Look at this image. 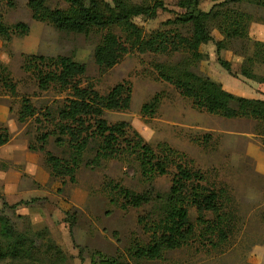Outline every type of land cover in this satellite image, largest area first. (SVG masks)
Instances as JSON below:
<instances>
[{
  "label": "rangeland",
  "instance_id": "374dc122",
  "mask_svg": "<svg viewBox=\"0 0 264 264\" xmlns=\"http://www.w3.org/2000/svg\"><path fill=\"white\" fill-rule=\"evenodd\" d=\"M28 2L0 0V17L7 26L23 22L30 28L27 35L15 32L11 40L0 37V126L10 135L9 142L0 147V212L7 203L6 213L19 229L29 225L35 229L47 227L50 242L61 247L72 258V264H91L89 258L94 252L111 257L125 252L135 241L141 245L149 241V234L139 223V217L149 207L124 209L123 200L114 196L110 186L121 185L138 193L153 186L156 191L167 192L177 172L175 165L181 164L201 171L210 187L226 191L228 210L235 209L237 217L235 233L226 244L217 247L209 238L197 235L189 246L167 253L161 262L147 264H264V127L253 120L227 119L200 111L191 99L162 79L157 64L179 63L183 55L132 51L116 66L104 70L97 65L94 53L107 30H93L87 35L61 32L49 23L34 20ZM48 3L52 9L69 7L64 0ZM165 3L178 13L199 11L191 0ZM211 3L202 9L207 10ZM240 9L259 18L256 6L243 3ZM173 18V14L160 11L153 20L140 16L135 22L149 34L173 28L162 25ZM254 24L250 33L258 28ZM110 31L124 39L118 27ZM215 33L217 38L222 37L217 30ZM211 46L212 43L207 51ZM245 47L246 43L237 39L229 49L243 54ZM215 53L212 62L199 64V73L215 78L226 89L227 71L218 62L224 56ZM30 56H65L85 64L81 85H92L102 95L119 84L130 87L129 109L106 111L104 118L110 125L123 121L131 125L159 156L164 147L176 151L169 172L149 182L142 176L136 158L124 149L117 159L101 160L98 164L93 161L94 151L86 154L74 181L52 176L45 163L46 154L70 159L72 153L68 137L60 133L58 114L72 94L54 82L47 90L42 89L36 68L29 69ZM38 68L44 74L55 69L49 65ZM2 76L16 86L15 92L4 84ZM230 86L249 93L237 80ZM155 97L160 98L159 108L153 115H144L143 106ZM26 99L35 114L21 122L19 115ZM43 136L46 141H42ZM30 145L36 150H31ZM41 146L44 151L39 150ZM190 213L197 222L195 209ZM200 233L201 230L197 232Z\"/></svg>",
  "mask_w": 264,
  "mask_h": 264
},
{
  "label": "trees",
  "instance_id": "16d2710c",
  "mask_svg": "<svg viewBox=\"0 0 264 264\" xmlns=\"http://www.w3.org/2000/svg\"><path fill=\"white\" fill-rule=\"evenodd\" d=\"M64 1L69 4L67 9H52L49 0H29L28 6L34 20L49 23L61 32L87 35L93 30H107L94 53L100 68H113L132 51L168 56L181 54V62L161 63L157 64V68L162 79L191 99L196 109L227 119L253 120L264 127V101L238 96L226 90L221 83L199 73V64L209 59L207 54L201 52L202 45L213 42L220 55L230 48L232 41L238 39L248 46L244 52L248 63L239 67L237 73L264 83V77L255 74L256 64L258 67L264 66V41L250 35L254 23L264 22V0H191L195 9L205 1L214 4L208 12L192 10L185 13L170 10L165 0H145L141 4L131 0ZM243 3L256 6L259 18L241 11L240 5ZM160 11L174 15L173 19L162 23L173 28L154 30L148 34L135 22L140 16L153 20ZM113 27L123 32L124 39L110 31ZM215 30L223 37L220 41H216L212 35ZM15 32L20 36L27 35L30 28L23 22L7 26L0 17V37L11 40ZM28 62L29 69L36 68L42 89L47 90L54 82L72 94L58 113L60 133L68 137L72 153L70 159L46 154L45 163L52 176L70 177L74 181L86 154L94 151L93 161L98 164L101 160L117 159L124 149L136 158L142 176L149 182L169 172L176 151L164 147L159 156L131 125L124 121L110 125L104 118L106 111L129 109L130 87L119 84L108 94L102 95L92 85L82 86L80 77L86 74V65L70 57L30 56ZM218 62L229 74H235L232 62L222 58ZM38 65H49L55 69L44 74ZM2 81L11 92H15L16 86L7 77L2 76ZM159 104L160 98H153L143 106L142 113L153 115ZM34 114V108L26 99L19 120L24 122ZM9 140L8 130L0 126V147ZM42 141H46V136ZM29 148L36 150L32 145ZM39 150L44 151V147L41 146ZM175 167L177 172L167 192L156 191L153 186L141 193L121 185L110 186L115 191L114 196L123 200L121 206L124 209L149 207L146 214L139 217V223L149 234V241L144 245L135 241L125 252H119L116 256L106 257L99 251L94 252L89 258L91 264L161 262L167 253L189 246L197 235L209 238L214 247L228 242L235 233L237 217L235 209L228 210L226 191L210 187L201 171L181 164ZM7 207L4 202V209L0 212V264H72V258L61 247L50 242L47 227L35 229L29 225L19 229L6 213ZM191 209L198 214L197 222L191 216ZM18 219L22 217L18 216ZM199 230L201 233L197 234Z\"/></svg>",
  "mask_w": 264,
  "mask_h": 264
},
{
  "label": "crops",
  "instance_id": "0c3cea01",
  "mask_svg": "<svg viewBox=\"0 0 264 264\" xmlns=\"http://www.w3.org/2000/svg\"><path fill=\"white\" fill-rule=\"evenodd\" d=\"M207 2H209V1H205L202 4H200V6L197 9L205 11V12L210 11V9L212 8V6L214 4L213 2L210 4V6L208 4L207 10L202 9L203 6H206ZM175 5H176V3H175ZM256 24H258L257 25L258 28L255 31H253L252 33H250L253 36V37L252 36L251 37L256 39V40H259V41H264V22H256ZM254 26H255V24H254ZM217 33H219V32L217 31ZM213 36H214L216 41H220L222 39V37L217 38L215 31L213 32ZM211 43H212V46L210 47V50L207 51L208 50L207 48L210 46ZM201 49L204 50L203 53L207 52V55L209 56V59L204 61L205 64L212 62L215 59V57H216L215 51H217V49H216V46L213 42H210L209 44L202 45L200 47V50ZM202 50H201V52H202ZM221 54L224 56V60L233 63L234 71L239 70V67H241L243 65H247V63H248L247 57L244 53L238 54V53H235L232 50L228 49V50L222 51ZM255 74L258 77H264V66L258 67V65L256 64ZM211 76L213 77L214 75L211 74ZM227 76L228 77H227L226 81H227L228 86H227L226 90H228L229 92H233L236 95L245 97V98L257 99V100L264 101V83L250 80V79L244 77L243 75H241L240 73L235 74V75H231L227 72ZM234 77H237L238 79H235ZM213 79H215V78H213ZM235 80L242 83L244 85V88H246V91H247V89L249 90V93H245V89L243 92H240L238 90H234L233 88H231L230 84L232 81H235Z\"/></svg>",
  "mask_w": 264,
  "mask_h": 264
}]
</instances>
